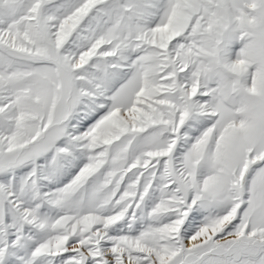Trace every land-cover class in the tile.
<instances>
[{"label":"snow or ice","instance_id":"snow-or-ice-1","mask_svg":"<svg viewBox=\"0 0 264 264\" xmlns=\"http://www.w3.org/2000/svg\"><path fill=\"white\" fill-rule=\"evenodd\" d=\"M0 264H264V0H0Z\"/></svg>","mask_w":264,"mask_h":264}]
</instances>
